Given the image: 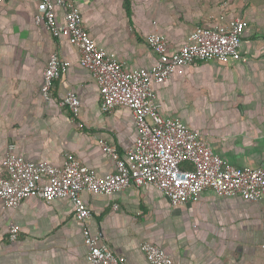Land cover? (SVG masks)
Instances as JSON below:
<instances>
[{"label":"crops","instance_id":"crops-1","mask_svg":"<svg viewBox=\"0 0 264 264\" xmlns=\"http://www.w3.org/2000/svg\"><path fill=\"white\" fill-rule=\"evenodd\" d=\"M72 1L89 37L126 69L157 62L145 41L150 32L176 50L196 27L243 20L240 60L195 62L151 87L160 114L198 132L228 164L264 168V0ZM37 2L0 0V163L12 141L28 161L60 166L71 153L96 174H110L114 161L98 139L124 156L138 135L132 113L125 106L100 111L97 85L76 47L34 24ZM54 12L62 22V8ZM53 51L70 65L44 100L43 69ZM67 91L80 102L75 118L57 103ZM80 198L91 211L88 229L125 264H149L143 241L160 245L174 264H264V197L248 201L204 189L195 201L172 205L145 184L111 194L82 190ZM12 224L19 228L15 241L7 236ZM0 264H89L71 200L30 196L16 207L0 201Z\"/></svg>","mask_w":264,"mask_h":264},{"label":"built area","instance_id":"built-area-1","mask_svg":"<svg viewBox=\"0 0 264 264\" xmlns=\"http://www.w3.org/2000/svg\"><path fill=\"white\" fill-rule=\"evenodd\" d=\"M56 7L63 10L62 22L55 18ZM33 22L44 27L53 38H65L76 47L79 64L90 72L97 85L100 111L106 113L119 106L128 107L138 135L124 156L113 143L98 139L115 165V171L104 176L96 174L71 153L65 154L60 166L28 161L17 153L14 142H8L0 163V201L4 207H16L30 196L47 203L55 198H69L82 226L88 263L125 264L122 255L113 252L86 226L85 220L91 211L80 198L82 190L111 194L128 186L151 184L163 192L172 205L195 201L204 189L248 201L264 197V168L228 164L212 151L198 132L178 118L161 115L151 87V81L161 83L195 62L240 60L243 20L233 18L226 23L196 27L176 50H169L163 35L150 32L145 41L157 54V62L150 68L133 69H126L124 62L113 53L95 44L83 28L79 8L72 0H38ZM69 65L57 52L49 54L40 87L44 100L52 98L55 80ZM57 103L73 118L78 115L80 102L74 92L67 91ZM18 231V226L12 224L8 239L15 241ZM140 250L149 264H174L164 249L153 242H141Z\"/></svg>","mask_w":264,"mask_h":264},{"label":"trees","instance_id":"trees-1","mask_svg":"<svg viewBox=\"0 0 264 264\" xmlns=\"http://www.w3.org/2000/svg\"><path fill=\"white\" fill-rule=\"evenodd\" d=\"M126 2H127V0H126ZM126 5H127V4H126ZM185 166H186V165L184 164L183 167H185Z\"/></svg>","mask_w":264,"mask_h":264}]
</instances>
